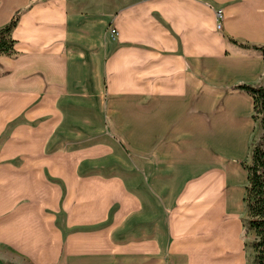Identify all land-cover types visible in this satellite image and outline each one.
Masks as SVG:
<instances>
[{"label":"crops","instance_id":"obj_1","mask_svg":"<svg viewBox=\"0 0 264 264\" xmlns=\"http://www.w3.org/2000/svg\"><path fill=\"white\" fill-rule=\"evenodd\" d=\"M17 12L0 264H252L235 87L263 84L264 0H0V28Z\"/></svg>","mask_w":264,"mask_h":264},{"label":"trees","instance_id":"obj_2","mask_svg":"<svg viewBox=\"0 0 264 264\" xmlns=\"http://www.w3.org/2000/svg\"><path fill=\"white\" fill-rule=\"evenodd\" d=\"M19 12L10 22L0 28V56L14 58L15 41L11 34L17 25ZM264 62V47H254ZM235 89L241 90L251 96L253 100V116L259 122L262 134L253 144L249 164L241 163L247 174L244 203L247 211L246 228L253 232L254 239L251 243L253 250L252 264H264V80L259 87L239 85Z\"/></svg>","mask_w":264,"mask_h":264},{"label":"built area","instance_id":"obj_3","mask_svg":"<svg viewBox=\"0 0 264 264\" xmlns=\"http://www.w3.org/2000/svg\"><path fill=\"white\" fill-rule=\"evenodd\" d=\"M216 16H217V20H218V23H217V29H220V26H221V19H222V12L221 11H217L216 13ZM111 34L112 35H115V31H111Z\"/></svg>","mask_w":264,"mask_h":264},{"label":"rangeland","instance_id":"obj_4","mask_svg":"<svg viewBox=\"0 0 264 264\" xmlns=\"http://www.w3.org/2000/svg\"><path fill=\"white\" fill-rule=\"evenodd\" d=\"M111 32V31H110ZM112 35V34H111ZM249 233H248V231L246 230V235H245V237H246V239H247V242L249 241V239H250V236L248 235Z\"/></svg>","mask_w":264,"mask_h":264}]
</instances>
